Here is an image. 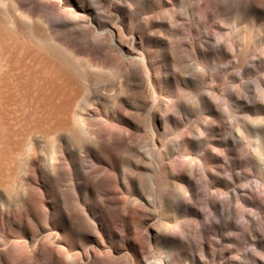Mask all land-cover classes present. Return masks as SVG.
Segmentation results:
<instances>
[{
	"label": "rangeland",
	"instance_id": "rangeland-1",
	"mask_svg": "<svg viewBox=\"0 0 264 264\" xmlns=\"http://www.w3.org/2000/svg\"><path fill=\"white\" fill-rule=\"evenodd\" d=\"M0 264H264V0H0Z\"/></svg>",
	"mask_w": 264,
	"mask_h": 264
}]
</instances>
